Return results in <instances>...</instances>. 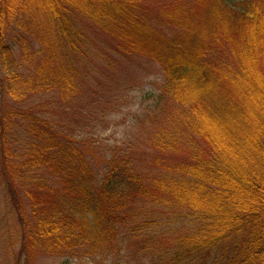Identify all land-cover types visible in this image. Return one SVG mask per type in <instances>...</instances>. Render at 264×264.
<instances>
[{
  "label": "trees",
  "instance_id": "obj_1",
  "mask_svg": "<svg viewBox=\"0 0 264 264\" xmlns=\"http://www.w3.org/2000/svg\"><path fill=\"white\" fill-rule=\"evenodd\" d=\"M144 1L0 0V101L77 98L81 81L68 50L77 54L81 18L109 33L119 52L160 64L166 83L154 113H164L169 98L176 104L178 133L154 136L153 148L171 157L154 158L161 171L144 174L116 152L102 178L57 121L32 108L3 112L0 173L20 253L27 264L41 251L75 264L115 254L130 237L144 242L140 258L159 256L151 264L170 247L172 264H264V0L176 2L159 16ZM215 42L236 64L215 57ZM182 149L186 156L173 160ZM162 212L181 226L160 231ZM173 232L174 240L164 238Z\"/></svg>",
  "mask_w": 264,
  "mask_h": 264
},
{
  "label": "rangeland",
  "instance_id": "obj_2",
  "mask_svg": "<svg viewBox=\"0 0 264 264\" xmlns=\"http://www.w3.org/2000/svg\"><path fill=\"white\" fill-rule=\"evenodd\" d=\"M240 1L242 0H229V3L235 6L234 4ZM176 2L188 3L193 0H148L144 1V4L154 16H159L164 7ZM80 19L78 18L81 37L75 49L77 54L73 55L68 47V53L73 57L74 68L81 81V93L77 95V98L64 101L57 92L44 96L30 95L28 104L25 101L16 103L4 96L0 101V117L3 112L10 111L13 106H16L20 109L32 108L35 114L39 113L38 115L43 119L54 123L57 121L63 134L74 137L78 141L79 147L90 159L98 178H102L110 169V158L112 159L116 152L127 157L131 155L140 172L154 174L159 170L155 166L154 158L167 155L153 148L156 132L165 129L173 134L178 133L174 128L172 110L176 104L174 105L175 102L172 99L167 100L164 113L153 111L155 97L166 83L165 73L160 64L150 58L119 52L114 38L109 33L92 22ZM161 26L171 33L170 25ZM8 40L14 49H18L16 57L20 59L21 47L14 41V37L10 36ZM221 47L216 42L213 43L212 52L215 57L219 55L227 58L229 63L236 64L235 58L229 50H226L227 47L220 49ZM185 135H189V131H186ZM200 143L205 145L202 141ZM184 146L187 148L186 145ZM187 152L188 150L182 149L179 154L170 155L174 156L173 160L182 159ZM3 184V176L0 173V264H27L25 255L20 253L22 243L12 214L7 208L8 194ZM153 212L159 214L158 209H154ZM161 216L165 225L159 227L160 231L170 232L167 227L181 226L180 220H166L167 213L162 212ZM187 225L184 226L186 230L190 228V223ZM174 233L164 238L174 240ZM128 241V244L135 245L131 247L127 241H124L123 247L118 248L115 254L82 261L77 259V262L71 258L69 262L151 264L158 260V255L146 254L140 258L141 254L138 250L144 245L143 240L140 239L137 242L139 245L136 243L137 240L130 237ZM161 249L168 251L165 248ZM175 249L170 247L165 259L159 264H172V261H176ZM132 252L136 254V257H133ZM65 260L63 257L58 258L41 251L28 259V264H62ZM197 261L201 262L200 260L195 262ZM182 262V264H195L189 260Z\"/></svg>",
  "mask_w": 264,
  "mask_h": 264
}]
</instances>
